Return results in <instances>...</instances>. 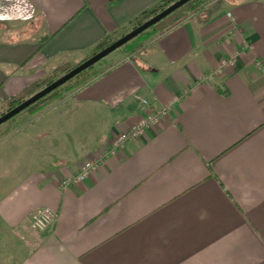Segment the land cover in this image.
Listing matches in <instances>:
<instances>
[{"label":"crops","instance_id":"0c3cea01","mask_svg":"<svg viewBox=\"0 0 264 264\" xmlns=\"http://www.w3.org/2000/svg\"><path fill=\"white\" fill-rule=\"evenodd\" d=\"M159 1L0 0V20L22 7L37 26L0 38V100L88 58ZM115 51L0 140V264H264V0H217L138 53ZM41 207L55 216L39 232L30 216Z\"/></svg>","mask_w":264,"mask_h":264},{"label":"rangeland","instance_id":"374dc122","mask_svg":"<svg viewBox=\"0 0 264 264\" xmlns=\"http://www.w3.org/2000/svg\"><path fill=\"white\" fill-rule=\"evenodd\" d=\"M3 1H5L6 3L12 2V0H3ZM216 1L217 0H198L197 2L198 3L201 2V4H202L201 9H203V8L207 7L208 5L215 3ZM192 11H194V10H192ZM192 11H187L186 9H183V12L184 13L187 12L188 16L191 13H194ZM3 14H5V12L3 10H0V16H3ZM26 16H27L26 12L24 11V9L22 7H20L16 11L14 9L12 14L8 16V17H10V19L0 20V38L4 37V38L17 40V39H21L24 37H28L27 34H30V31L33 32V29L37 28V26L35 24L36 21H34L33 18L32 19H25ZM132 26H133V24L131 23L130 25L127 26V28L125 30H122L121 32H119L117 34L112 35V38H114V39L118 38L123 33L131 30L133 28ZM143 32L144 33H142L137 39L133 40L132 43H128V45H125V44L122 45L121 47L116 49L117 51H115V52L118 53V52H125V51L130 52L131 51L132 53H138L141 49H144L145 46H147V44L150 42V40L153 37L159 35V30L156 27H149L147 30H145ZM147 40H149V41H147ZM133 44H134V46H138L137 48L134 47L135 48V49H133L134 51L130 50V48H131V46H133ZM93 53H94V51L92 52V54ZM104 58H102L100 61L93 64L94 70L102 69L105 67L106 63H105ZM83 60L69 61V62L61 63L60 65H57L56 67H53L52 69L50 68L49 70L42 72V73H41V71H39L38 73H36L33 76L35 79L31 82V84H29L30 88H27L28 90H25L23 92L24 94L22 96L23 97L28 96V95H30V91H36V90L42 88L47 83H49V81L58 78L60 75L66 73L68 70H70L71 68H73L74 66H76L77 64L82 62ZM76 79H78V76L75 75L73 78L68 80L69 81V82L67 81L68 86L70 83H74L76 81ZM54 90H53V92L52 91L50 92L51 94H50L49 98L41 101V103L34 110L32 109V110L21 111V113H18L14 117L13 120H10L9 122L3 124L0 127V140L5 136V134L13 131L14 129H16V127H18V126L20 127L22 125V123L24 121H21V122L19 121L21 119V117L29 116L28 114H37V113H40L41 111H44L45 109H47L49 107H53L54 105L60 103V101H62L63 99H66L68 96H70L73 92L76 91V89L72 90V91H67L66 86L59 87L55 91ZM9 98L10 97L6 98L4 101L0 100V115L9 109L8 104H7ZM17 122H19V123H17Z\"/></svg>","mask_w":264,"mask_h":264},{"label":"trees","instance_id":"16d2710c","mask_svg":"<svg viewBox=\"0 0 264 264\" xmlns=\"http://www.w3.org/2000/svg\"><path fill=\"white\" fill-rule=\"evenodd\" d=\"M175 0H160L159 2H157L155 5H153L152 7L142 11L138 16H136L134 18V20L132 21L133 24V28L138 26L139 24H141L142 22H144L146 19L150 18L151 16L155 15L156 13L160 12L161 10H163L165 7H167L168 5H170L171 3H173ZM198 0H190L187 3H185L183 6H181L180 8L176 9L175 11H173L172 13H170L168 16H166L165 18H163L162 20H160L159 22H157L156 24H154L151 27H156L159 30V34H162L164 32H166L167 30L173 28L174 26H176L177 24H179L180 22H182L187 16L188 13L187 12H183V9H186L187 11H192V12H196L198 10H200L202 8V4L201 2L198 3ZM197 3V4H196ZM128 32V31H127ZM126 33V32H125ZM123 33V34H125ZM144 33V32H142ZM142 33H140L139 35H137L135 38L131 39L129 42L125 43V45H128V43H132L133 40L137 39ZM122 34V35H123ZM120 35V36H122ZM119 36V37H120ZM117 39V38H116ZM115 39L112 38V35L107 36L106 38H104L101 42H99L94 50V53L97 52L98 50L102 49L103 47L107 46L108 44H110L111 42H113ZM134 47H138V46H131L130 50L135 49ZM134 51V50H133ZM129 53H132L131 51ZM103 71V69H98V70H94V65L88 67L87 69L83 70L82 72H80L78 75V79H76V81L74 83H70L68 86V82L62 84L59 87H63L66 86V90L67 91H72L75 89H78L79 87L83 86L84 84L88 83L90 80H92L93 78H95L96 76H98L101 72ZM83 75V76H82ZM61 76V75H60ZM59 76V77H60ZM55 79L49 81V83H51L52 81H54ZM47 83V84H49ZM46 84V85H47ZM45 85V86H46ZM44 87V86H43ZM42 87V88H43ZM58 87V88H59ZM27 88H30V85H28L27 87H25L23 90H21L20 92H18L17 94L11 96L7 102L9 109L15 107L16 105H18L19 103H21L23 100H25L26 98H28L29 96H31L32 94H34L36 91H30V95L23 97L22 95L24 94L23 92L25 90H28ZM56 88V89H58ZM55 89V90H56ZM54 90V91H55ZM53 92V91H52ZM51 93H48L47 95H45L44 97L40 98L39 100H37L36 102H34L33 104H31L30 106H28L27 108H25L22 111L25 110H34L40 103L41 101H43L44 99L49 98ZM8 109V110H9ZM21 113V112H19ZM16 116V115H15ZM14 116V117H15ZM14 117H12L11 119L7 120L6 122L2 123L0 125V127L9 122L10 120H13Z\"/></svg>","mask_w":264,"mask_h":264},{"label":"water","instance_id":"95a60500","mask_svg":"<svg viewBox=\"0 0 264 264\" xmlns=\"http://www.w3.org/2000/svg\"><path fill=\"white\" fill-rule=\"evenodd\" d=\"M190 0H175L173 3L165 7L160 12L156 13L155 15L151 16L150 18L146 19L144 22L139 24L138 26L132 28L122 36L115 39L113 42L108 44L107 46L103 47L102 49L98 50L97 52L93 53L88 58L84 59L82 62L68 70L66 73L62 74L60 77L56 78L51 83L47 84L25 100H23L21 103L16 105L15 107L7 110L3 114L0 115V125L7 120L11 119L15 115H17L19 112L39 100L40 98L44 97L46 94L50 93L60 85L64 84L71 78H73L75 75L79 74L83 70L87 69L88 67L92 66L96 62L100 61L102 58L109 55L111 52L115 51L143 31L147 30L149 27L153 26L166 16H168L170 13L175 11L176 9L183 6L185 3H187Z\"/></svg>","mask_w":264,"mask_h":264},{"label":"built area","instance_id":"2783aa9c","mask_svg":"<svg viewBox=\"0 0 264 264\" xmlns=\"http://www.w3.org/2000/svg\"><path fill=\"white\" fill-rule=\"evenodd\" d=\"M227 15L231 17V13L228 12ZM128 57L127 59H129ZM142 104L148 107V102L146 100H141ZM149 108V107H148ZM167 113V107L163 106L158 109H149L147 111V115L142 118L139 123L133 126L129 131L120 133L112 145L109 147V153H115L117 150L122 149L125 143L133 138H137L143 133V131L150 127L151 125L155 124L157 120ZM99 159L95 160H87L84 161L78 171L68 177H65L61 180L60 185L61 187L65 188L70 185L82 182L85 180L91 172L94 170L96 164L98 163ZM54 212L48 207H41L36 209L34 212L31 213L30 216V227L35 231H44L46 230L50 224L53 222L54 219Z\"/></svg>","mask_w":264,"mask_h":264}]
</instances>
